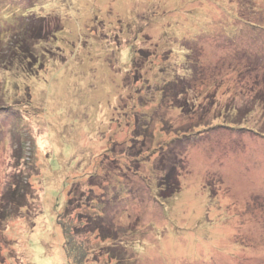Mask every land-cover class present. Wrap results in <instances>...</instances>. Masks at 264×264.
I'll use <instances>...</instances> for the list:
<instances>
[{
	"label": "rangeland",
	"instance_id": "374dc122",
	"mask_svg": "<svg viewBox=\"0 0 264 264\" xmlns=\"http://www.w3.org/2000/svg\"><path fill=\"white\" fill-rule=\"evenodd\" d=\"M7 30L0 264H264V0H0Z\"/></svg>",
	"mask_w": 264,
	"mask_h": 264
},
{
	"label": "trees",
	"instance_id": "16d2710c",
	"mask_svg": "<svg viewBox=\"0 0 264 264\" xmlns=\"http://www.w3.org/2000/svg\"><path fill=\"white\" fill-rule=\"evenodd\" d=\"M10 17V16H9ZM13 17V16H12ZM14 19V18H13ZM12 19V21H13ZM10 22L12 25H14V22ZM38 22V24H35L32 27H27V25H25L23 27V25L19 26V33L23 34L22 36H20V34L18 33V35H16V41H13L7 48V52H11L10 55L12 56L14 54L13 57H15L16 59H18L20 62L21 61H26L27 65L32 66L34 63L37 62L38 60V56L36 55L35 52V48L34 45L32 44L33 42H37V41H46L49 42L51 40L50 34L45 30L46 28L43 27L41 24ZM38 25V26H36ZM25 28V30H24ZM45 28V29H44ZM7 31H0V37H2V35H6ZM56 37V35H55ZM19 39V40H18ZM1 42V41H0ZM178 82H176V80L174 81H170L167 82L165 85V87L167 88L164 93L166 94V91L170 89L174 90L176 88L177 85H174ZM260 97L262 95H259ZM263 99V98H261ZM264 100V99H263ZM233 114V112H232ZM234 115V114H233ZM232 120V119H231ZM229 120V121H231ZM245 122V119L243 120ZM229 123L234 124L231 122H227V125H229ZM225 125V126H227ZM238 126V125H236ZM242 129H247L250 130L247 127H242ZM169 174H172V172H170ZM173 175V174H172ZM172 175H167L166 177H164V179H162V181H160V190H161V199H166V200H171L175 197V195L178 192V180L175 176L172 177ZM90 184V192H92V186H91V182ZM85 194V193H84ZM83 193L80 195L79 199L81 198L84 199L85 195ZM88 198H90V195L87 196ZM69 206L67 207V210L70 208L71 206V201L68 203ZM100 217V216H99ZM82 219L83 216L81 217ZM88 226H90V224H87ZM86 225V226H87ZM85 226V227H86ZM89 228V227H88ZM86 229H76L75 232L76 237L82 236V235H86L88 234V232L90 233V231H85ZM98 233L100 235H104V233L106 232L105 228L102 225H95L92 229H91V233ZM68 244H70L71 249L69 251V254H71L73 256V258H77L79 263H83L84 260L86 259L88 253H86L85 248L83 243H78V241H74L72 238L68 241Z\"/></svg>",
	"mask_w": 264,
	"mask_h": 264
}]
</instances>
